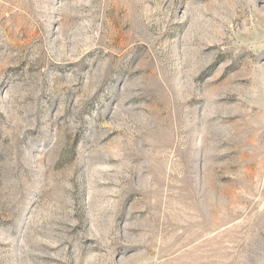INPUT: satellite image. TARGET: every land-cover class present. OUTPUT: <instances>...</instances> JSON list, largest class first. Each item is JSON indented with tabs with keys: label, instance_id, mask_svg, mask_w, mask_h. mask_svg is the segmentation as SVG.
I'll return each instance as SVG.
<instances>
[{
	"label": "rangeland",
	"instance_id": "obj_1",
	"mask_svg": "<svg viewBox=\"0 0 264 264\" xmlns=\"http://www.w3.org/2000/svg\"><path fill=\"white\" fill-rule=\"evenodd\" d=\"M0 264H264V0H0Z\"/></svg>",
	"mask_w": 264,
	"mask_h": 264
}]
</instances>
